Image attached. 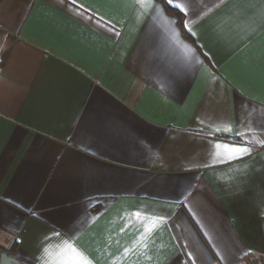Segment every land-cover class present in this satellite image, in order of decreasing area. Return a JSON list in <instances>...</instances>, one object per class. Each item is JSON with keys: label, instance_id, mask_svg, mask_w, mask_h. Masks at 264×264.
<instances>
[{"label": "crops", "instance_id": "crops-1", "mask_svg": "<svg viewBox=\"0 0 264 264\" xmlns=\"http://www.w3.org/2000/svg\"><path fill=\"white\" fill-rule=\"evenodd\" d=\"M153 4L0 0V249L18 264L64 244L92 264L264 258V0H191L195 36ZM248 141L241 160L214 147Z\"/></svg>", "mask_w": 264, "mask_h": 264}, {"label": "snow or ice", "instance_id": "snow-or-ice-1", "mask_svg": "<svg viewBox=\"0 0 264 264\" xmlns=\"http://www.w3.org/2000/svg\"><path fill=\"white\" fill-rule=\"evenodd\" d=\"M137 4L140 6L147 5L148 7L154 8L155 5L153 4V0H136ZM161 3L167 4L170 6L173 10H178L179 13H182L186 17V21L179 22L182 24V26L193 36H195V33L192 32L191 28L187 27V23L190 21L191 16V8L190 3L191 0H160ZM71 3L73 6H76V0H71ZM207 5H205L206 10ZM159 11H163V9H158ZM172 19V18H169ZM219 131V129H217ZM239 134V133H237ZM259 143L261 145H264V140H260ZM251 141L245 142V143H234L232 145H220L216 144L214 147L221 148L227 150V155L225 157L228 161L233 160H241L242 158L246 156H250L252 154L253 149L250 146ZM67 249V251L71 254L70 256H67L65 259H63L60 264H92V262L85 258L84 254L75 247V245H68L64 244L62 246H57L56 252L59 255L64 254V249Z\"/></svg>", "mask_w": 264, "mask_h": 264}, {"label": "water", "instance_id": "water-1", "mask_svg": "<svg viewBox=\"0 0 264 264\" xmlns=\"http://www.w3.org/2000/svg\"><path fill=\"white\" fill-rule=\"evenodd\" d=\"M0 264H18L9 252L0 249Z\"/></svg>", "mask_w": 264, "mask_h": 264}, {"label": "trees", "instance_id": "trees-1", "mask_svg": "<svg viewBox=\"0 0 264 264\" xmlns=\"http://www.w3.org/2000/svg\"><path fill=\"white\" fill-rule=\"evenodd\" d=\"M166 8H167V11H170V12H172L174 15H176L177 20H178V24H179V26L182 27V24L179 23V22H183L181 16H180L178 13H176L175 11H173L172 9H170L169 7H166ZM261 262H262V263L264 262V258H262V257H252V258L250 259V261H249L248 264H259V263H261Z\"/></svg>", "mask_w": 264, "mask_h": 264}, {"label": "rangeland", "instance_id": "rangeland-1", "mask_svg": "<svg viewBox=\"0 0 264 264\" xmlns=\"http://www.w3.org/2000/svg\"><path fill=\"white\" fill-rule=\"evenodd\" d=\"M259 264H264V262H263V263L261 262V263H259Z\"/></svg>", "mask_w": 264, "mask_h": 264}]
</instances>
